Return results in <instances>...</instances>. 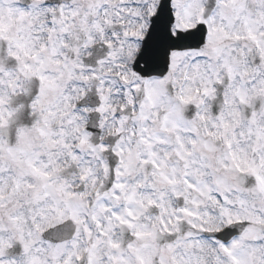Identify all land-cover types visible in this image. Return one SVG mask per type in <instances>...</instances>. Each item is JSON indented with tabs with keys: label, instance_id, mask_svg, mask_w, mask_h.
Instances as JSON below:
<instances>
[{
	"label": "snow or ice",
	"instance_id": "snow-or-ice-1",
	"mask_svg": "<svg viewBox=\"0 0 264 264\" xmlns=\"http://www.w3.org/2000/svg\"><path fill=\"white\" fill-rule=\"evenodd\" d=\"M0 264H264V0H0Z\"/></svg>",
	"mask_w": 264,
	"mask_h": 264
}]
</instances>
